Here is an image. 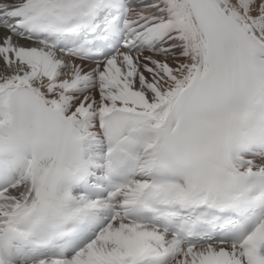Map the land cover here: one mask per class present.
I'll list each match as a JSON object with an SVG mask.
<instances>
[{
	"label": "snow or ice",
	"instance_id": "1",
	"mask_svg": "<svg viewBox=\"0 0 264 264\" xmlns=\"http://www.w3.org/2000/svg\"><path fill=\"white\" fill-rule=\"evenodd\" d=\"M0 264H264V0H0Z\"/></svg>",
	"mask_w": 264,
	"mask_h": 264
}]
</instances>
